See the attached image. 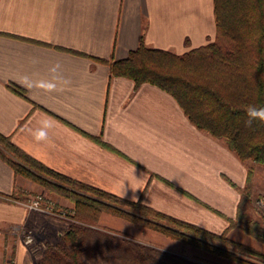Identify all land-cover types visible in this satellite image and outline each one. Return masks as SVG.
<instances>
[{
	"label": "crops",
	"instance_id": "0c3cea01",
	"mask_svg": "<svg viewBox=\"0 0 264 264\" xmlns=\"http://www.w3.org/2000/svg\"><path fill=\"white\" fill-rule=\"evenodd\" d=\"M142 34L147 47L177 54L204 45L216 36L214 0H0V133L54 171L222 232L240 211L245 161L171 93L112 76L100 60L127 58ZM45 119L53 127L37 141ZM39 193L73 207L0 156V264H36L35 251L68 230L27 207ZM99 222L133 228L105 212Z\"/></svg>",
	"mask_w": 264,
	"mask_h": 264
},
{
	"label": "trees",
	"instance_id": "16d2710c",
	"mask_svg": "<svg viewBox=\"0 0 264 264\" xmlns=\"http://www.w3.org/2000/svg\"><path fill=\"white\" fill-rule=\"evenodd\" d=\"M214 11L216 36L204 45L177 54L147 47L142 34L139 46L127 58L100 60L109 64L112 76L128 77L137 86L148 82L168 91L199 129L225 139L242 161L251 159L264 165V122L246 124L248 106L264 107V0H214ZM0 156L16 173L68 198L76 219L97 222L104 212L112 213L221 256L239 259L233 251L237 249L264 258L227 234L236 225L264 241V226L245 222L243 201L237 217L216 233L54 171L1 133ZM251 177L250 171L249 185ZM106 252L118 258L120 252L127 253V259L139 257L145 264H164L140 243L73 223L61 241L47 244L38 253L36 264H87L84 255ZM167 258L191 264L179 257Z\"/></svg>",
	"mask_w": 264,
	"mask_h": 264
},
{
	"label": "rangeland",
	"instance_id": "374dc122",
	"mask_svg": "<svg viewBox=\"0 0 264 264\" xmlns=\"http://www.w3.org/2000/svg\"><path fill=\"white\" fill-rule=\"evenodd\" d=\"M245 163L247 164L248 167V174L251 171L252 177H251V185H249L247 182L245 188L243 189L244 192L242 197L243 204L241 208L243 217L245 222H251V223L257 222L260 223L262 226H264V165L251 159L245 160ZM56 207L62 208L68 212L73 213L71 217H73L75 220L86 222L87 224L86 223L85 224L87 227L104 232L110 237L113 236L115 238L129 240L142 244L144 247L152 250L151 256L154 259L160 260L164 264H179L167 257H179L190 262L191 264H264V258L257 256L254 253L251 254L249 252H242L240 250L233 249V251L238 256L239 259L229 258L210 252L209 250L203 249L199 246H195L190 243L184 242L182 240L173 238L163 232L157 231L155 229L149 228L147 226H144L142 224H139L137 222L128 219L126 220H128L133 225L132 229L127 230L121 227L112 228L108 226L109 224H104L105 222L98 223L99 220L97 222H93L91 220L76 219L73 216L74 211L72 210V208L67 209L64 207H58V206ZM63 220L69 223L67 228H69L72 223L79 224L70 219H63ZM66 232L64 233L63 237L65 236ZM155 233L157 236H154ZM227 234L230 238L234 239L235 241L247 245L248 247L264 254V241L251 236L250 234L245 232L240 226L235 225L231 227ZM158 235L160 236L158 237ZM47 244H54V243H46V245L37 249L35 251L37 260H38V253L44 251L47 247ZM127 256H128L127 253L125 254L123 252H120V256L118 258L115 255L108 254L106 252L99 255H95V257L84 255V260L87 264H145V262L139 257L127 259L128 258Z\"/></svg>",
	"mask_w": 264,
	"mask_h": 264
},
{
	"label": "built area",
	"instance_id": "2783aa9c",
	"mask_svg": "<svg viewBox=\"0 0 264 264\" xmlns=\"http://www.w3.org/2000/svg\"><path fill=\"white\" fill-rule=\"evenodd\" d=\"M26 205L31 210H36V211H39L42 213H47L49 215H53L54 217L56 216L57 218H60V219L61 218L62 219H70V220L77 222L79 224H83V225L87 224L86 222L77 221L73 217H71V215L73 213L68 212L62 208H57L56 207L57 205L54 203V201L46 198V196L44 194H41V193L33 196L26 203ZM24 241L28 244H31L34 242L33 235L30 231L26 232Z\"/></svg>",
	"mask_w": 264,
	"mask_h": 264
},
{
	"label": "clouds",
	"instance_id": "9594fccd",
	"mask_svg": "<svg viewBox=\"0 0 264 264\" xmlns=\"http://www.w3.org/2000/svg\"><path fill=\"white\" fill-rule=\"evenodd\" d=\"M50 71L55 72L56 68H52ZM42 87H45L46 90L51 91L55 88V85L53 83H47L46 85H41ZM247 116L248 120L246 121V124L248 126H251L254 121H261L264 122V107H257L255 105H250L247 108ZM41 127L37 130H35L32 134L35 140L37 141H44L48 138L47 129H50L53 127V123L50 119H45L40 122Z\"/></svg>",
	"mask_w": 264,
	"mask_h": 264
}]
</instances>
